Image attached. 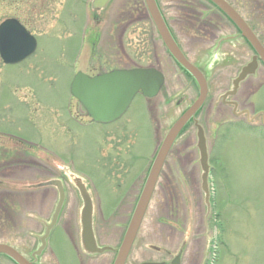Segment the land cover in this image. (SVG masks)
<instances>
[{"label": "rangeland", "instance_id": "374dc122", "mask_svg": "<svg viewBox=\"0 0 264 264\" xmlns=\"http://www.w3.org/2000/svg\"><path fill=\"white\" fill-rule=\"evenodd\" d=\"M89 1L0 0V23L18 18L38 41L37 51L20 64L4 65L0 57V242L26 253L37 250L58 198L33 185L51 178L69 183L74 173L95 190L94 230L100 244L116 249L96 256L81 253V213L74 203L51 231L44 264H114L146 175L139 193L132 189L125 199L131 184L199 95L160 39L144 0H114L96 12L95 20ZM182 1L158 3L188 57L207 71L213 67L210 97L173 148L128 264L169 260L184 241L186 264H264V88L251 99H240L249 121L232 113L221 98L250 55L236 51V64L230 54L218 56L214 46L202 55L204 45L194 47L190 37L203 36L206 24L218 29L216 36L235 34L236 28L208 0ZM232 1L264 39V0ZM147 67L166 76L159 97L137 96L126 115L110 125L79 115L71 95L79 72ZM251 82L254 88L259 84ZM187 91L189 99H181ZM200 128L212 167L207 201ZM127 161L131 171L126 176ZM163 189H168L165 195ZM113 206L120 209L111 215L106 209Z\"/></svg>", "mask_w": 264, "mask_h": 264}, {"label": "water", "instance_id": "95a60500", "mask_svg": "<svg viewBox=\"0 0 264 264\" xmlns=\"http://www.w3.org/2000/svg\"><path fill=\"white\" fill-rule=\"evenodd\" d=\"M109 1L110 0H95L94 7L103 8ZM210 1L221 9L231 21H233L241 31L242 35L252 44L258 55L264 61V49L242 17L225 0ZM145 3L167 49L178 63L186 69L199 84L200 97L174 124L164 140L114 264H126L166 157L181 130L202 107L208 94L205 77L185 58L177 46L166 26L156 1L145 0ZM36 49L37 40L16 19H7L0 25V56L5 64H19L34 54ZM254 64L244 69L241 77L235 83V86H237L238 82L248 75L249 72L254 71ZM164 83V75L155 68L115 70L93 78L81 72L77 74L71 85V94L85 107L88 115L95 122L107 124L118 120L130 107L131 102L137 94L142 93V95L147 98L157 97ZM198 136V147L201 151L202 167L204 169L203 187L207 193L208 199L209 193L207 187L209 167L204 133L201 128L199 129ZM56 184L59 185L58 182H49L40 186ZM59 188L61 192L60 203L53 217L52 224L47 228L46 236L42 239V249L46 246V239L49 236L51 229L55 226L62 208L64 194L61 186H59ZM82 193L85 201V208L82 214L84 248L90 254L103 253L110 250V248H98L93 233V205L90 198L84 193V190H82ZM0 254H5L13 258L19 264H29L21 255H19V253H17V251L9 246L0 244Z\"/></svg>", "mask_w": 264, "mask_h": 264}, {"label": "flooded vegetation", "instance_id": "af4514ba", "mask_svg": "<svg viewBox=\"0 0 264 264\" xmlns=\"http://www.w3.org/2000/svg\"><path fill=\"white\" fill-rule=\"evenodd\" d=\"M113 1L114 0H111V2H110L109 5H111ZM89 2H90L89 3V7L92 10L91 11L92 12V18H93V20H95L98 17H97L96 10L93 7V0H90ZM232 3H233V6L244 15V17L246 18V20L249 23V25L256 31V35H257L258 39L260 40V42L264 46V39H263L262 34L257 31L255 25L252 24L251 20L248 19L245 16V14L236 5V3L233 2V1H232ZM13 18H15V17H13ZM20 22L26 27V29L28 31H30L28 29V26H27V23L26 22H23L21 20H20ZM99 23H102V22L99 21ZM202 30H203V32H202L203 33V36H199L196 40L195 39H192L193 41L190 40L191 43L193 44V46L195 47L196 43H199V45H204L202 47V50H205V51L210 50V48H209L210 46H214V47L217 48L218 42L222 38L219 35L218 36L215 35L216 34V31L218 29H215L214 26L211 25V23H210V24H206L205 25V28L202 29ZM120 31H121L120 35L123 37L124 31L123 30H120ZM172 34L175 37V39L177 40V38H176V36L174 35L173 32H172ZM224 37H232L233 38V40L231 41L232 43H225V44L221 45L219 47V50L225 56H227V54H230L231 57L233 56L234 58L232 57V59H233V62L234 63H235V58H236V56H235V52L236 51H238L240 55H242V54L250 55L248 57V61L249 62L252 61L253 57L257 54L256 51H255V49L248 43V41L244 37L241 36L240 32H236L235 34H227V36H224ZM211 39H213L214 41L209 46V42H210ZM177 42H178V40H177ZM228 46L231 47V48H227ZM237 46H238V49H237ZM244 57H245V55H244ZM248 63H246V64H244L242 66H239V68L237 69L236 74H235L233 80H235L236 78H238V76L242 72V69ZM103 72L104 71H99L96 74H100V73H103ZM86 73L89 74V75H91V76L94 75V74H91L89 72H86ZM262 79H264V63L259 60L258 68H257L255 74L250 75L248 77H245V79L240 82V84L238 86V89L236 90V92H235V94L233 96H227V97H223L222 96V98H221L222 99V102L224 104H226L227 106L232 107V113L234 115H236L239 119L240 118H245L246 120L249 121L250 120V117H249L250 114L248 112V109H245V108L242 107L243 102L240 99H247L248 100V99H251L252 97H255L257 95L258 91L264 88V81H261ZM233 80L231 82H233ZM252 80H256L259 83L256 88H254V86H253V84L251 82ZM184 87H185V85H184ZM231 89H233V88H231ZM188 91H190V89H188ZM188 91L181 97V99H189V95H188L189 92ZM210 92H211V90H210ZM226 92H228V91H226ZM161 93H163V90H162ZM209 97H210V93H209V96L207 97V99H209ZM145 100H148V99H145ZM77 104H78V110L77 111H78L79 115H81L83 117H86L88 119V121L92 122V120L87 116V113L85 112L84 108L79 103H77ZM151 110H154V108L151 107ZM248 121H247V123H248ZM155 124H157L156 125V128H155V130H156L155 131V133H156V138L155 139H157V135H158V132H159V123H157V121H156ZM152 132H153V130H152ZM153 136H154V132L152 133V137ZM179 138H178V140H179ZM152 141H153V143L155 142L154 141V137H153V140ZM160 147H161V144L157 148V150H155V152H154L155 154H153L154 156L152 155L151 158L148 160L147 167L145 169H142L139 172L140 173V179L141 180L140 179H136V181L134 180L133 183L131 184V186H132L131 190L129 192L126 191L129 194L127 195V193H126L127 196H126L125 199H127V197L131 194L132 189L137 188L138 189V193H139L140 186L142 184V178L143 177L145 178V175H146V180H147V178L149 176V173H150V171L152 169V166L154 164V161L156 159V156H157V154H158V152L160 150ZM172 151H173V148L170 150V152H169V154L167 156V159H166V161L164 163V166L162 168L161 174L159 176L157 185H156L155 190H154V193H153V197H154V195H155V193H156V191L158 189V186H159L160 181H161V175H162V173L164 172V170L166 168V164H167V162H168V160H169V158H170V156L172 154ZM127 163H128V161H127ZM114 165L113 166H110L111 171H113V168L115 167ZM130 171H131V165L128 163L127 170L125 171V175L127 176L130 173ZM53 179H60V178H53ZM111 182L112 181H110V183ZM69 183H72L74 185V187H75L74 190L70 191V189L68 187L69 186ZM69 183L68 182H63V188H64V191H65L63 210L65 208H68V210L71 212L73 210V207H71V206L74 205V203H75V204H78L79 205L78 208L80 210V213L82 212V210L84 208V201H83V197L81 195L82 189H84L85 192L88 194V196H90V198L92 199L93 204H94V200H95V196H96L95 194L96 193H95L94 188H92L87 182H82L81 180L80 181L79 180H76V181L75 180H72V181H69ZM139 183H140V185L137 187V184H139ZM168 184H171V181L170 180H169V183ZM143 188H144V186L141 188V193L143 191ZM110 189H111L112 193H115L116 194V192L113 191V189H114L113 185H111ZM53 190L55 191V195L57 196V198L59 200L60 199L59 191L57 190L56 187H54ZM166 190H168V189H166ZM166 190L163 189V191H162L164 195L166 194ZM44 193H45L44 195L48 196L47 194H49L50 191L47 190ZM141 193H140V195H141ZM46 201L47 202L50 201V198L47 197L46 200H43L42 201V203H44V204L46 203L47 204ZM81 203L83 205L80 207V204ZM119 209H120V207L113 206L112 208H108L106 210H108V211L110 210L112 212L110 214L112 215L113 212H116ZM94 212H95V206H94ZM97 241H98V244H100L98 237H97ZM2 243H6V242H2ZM7 244L12 245L26 259V261L29 264H44V262L42 261V257L44 256L43 253L41 255L37 256V257H33V253H35L36 250L33 251V252L26 253L23 250H21L22 248H19V247L15 246V245H13V244H11L9 242H7ZM40 246H41V238H40ZM185 247H186V242L184 241L182 243L181 247H180L179 252L173 258H171L169 260H160V261H153V262L165 263V264H173V262L178 258V264H186L185 261H184V259H183V254H184ZM0 264H18V263L15 260H13L12 258L8 257V256L0 255Z\"/></svg>", "mask_w": 264, "mask_h": 264}]
</instances>
